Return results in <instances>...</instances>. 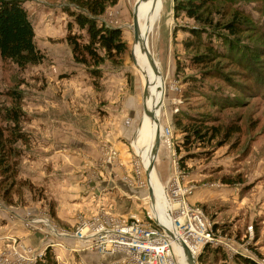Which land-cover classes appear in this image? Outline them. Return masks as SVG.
<instances>
[{
  "label": "rangeland",
  "instance_id": "obj_1",
  "mask_svg": "<svg viewBox=\"0 0 264 264\" xmlns=\"http://www.w3.org/2000/svg\"><path fill=\"white\" fill-rule=\"evenodd\" d=\"M136 1L117 0L93 17L82 0H21L44 59L21 68L0 58L4 138L15 128L4 119V109L15 104L20 109L18 136L9 145L11 172L0 171V214L7 211L11 219L4 207L31 205L55 218V205L61 203L78 209L76 220L79 214L92 215L90 207L99 197L113 217L147 220L146 171L132 146L148 118L143 100L148 82L136 52L143 43H133ZM177 1L183 0L145 1L137 10L160 76L159 100L149 107L147 96L146 107L156 114L160 131L165 126L171 131L168 144L161 141L157 152L149 151V169L165 192L178 178L189 204L200 207L217 229L218 244L205 247L196 264H238L237 256L264 264V0L209 1L202 18L212 20L211 27L176 13ZM73 13L119 28L125 51L112 59L104 56L96 66L76 62L66 40ZM230 21L244 23L236 38L222 28ZM192 28L204 31L201 40L217 51L200 64L192 58L208 54L194 46ZM71 30L85 42L84 31L75 24ZM188 42L193 46L186 47ZM177 121L188 127L205 121L209 128L203 133L215 136L184 147ZM92 190L98 194L94 199ZM154 198L153 214L162 225L158 209L163 203ZM110 199L113 205L107 204ZM11 239L0 253L11 247ZM59 247L69 251L62 241Z\"/></svg>",
  "mask_w": 264,
  "mask_h": 264
},
{
  "label": "built area",
  "instance_id": "obj_2",
  "mask_svg": "<svg viewBox=\"0 0 264 264\" xmlns=\"http://www.w3.org/2000/svg\"><path fill=\"white\" fill-rule=\"evenodd\" d=\"M170 135V128L163 127L161 141L168 144ZM166 195L171 207L165 214L172 218L171 228L159 224L150 211L147 220L134 215L118 218L101 206L90 216L79 214L71 230L61 229L49 216L41 213L22 216L16 211L12 216L19 218L25 227L44 232L51 240L69 238L98 255H118V264H180L173 243L181 247L183 255L184 244L197 262L206 246L218 244L216 231L203 210L189 204L188 190L182 187L178 178L172 180ZM10 243L11 247L0 253V264H36L44 259L47 248L51 246L49 243L46 249L37 251L16 237Z\"/></svg>",
  "mask_w": 264,
  "mask_h": 264
},
{
  "label": "trees",
  "instance_id": "obj_3",
  "mask_svg": "<svg viewBox=\"0 0 264 264\" xmlns=\"http://www.w3.org/2000/svg\"><path fill=\"white\" fill-rule=\"evenodd\" d=\"M81 5L87 12L94 16L102 13L106 5H114L117 0H82ZM209 1L214 0H183L177 1L174 5L176 13L182 12L188 18H191L198 23L210 26L213 24L212 20L207 17L202 18V12ZM73 21L68 22V34L66 36L67 42L72 49L73 58L76 62L86 65H98L103 61L104 56L114 58L126 49L125 43L122 41L121 30L119 28H110L106 26H98L94 18L88 17L85 14L73 13ZM236 20V19H235ZM73 24L77 26L79 31L85 32V42H82V34L71 33ZM222 28L226 29L230 36L236 38L243 30L244 23L238 21L223 22ZM199 29L192 28L191 33L195 36L198 43L194 46H201L207 50L205 57L194 56L193 63L200 64L205 62L211 55H215L217 51L212 53V45L201 40ZM35 33L32 23L29 19L26 8L23 6L21 0H0V58L3 60H10L17 66L23 68L27 65H36L44 59L43 53L35 44ZM229 43H231L229 41ZM186 47H191L193 44L187 43ZM103 51V52H102ZM102 53H104L102 55ZM254 53V52H253ZM255 54V53H254ZM217 57L218 53H217ZM258 56L256 55V58ZM4 119L13 121L15 128L9 131L8 138H4V132L8 131L7 127L3 128L0 125V171L4 173L11 172V146L10 143L16 140L17 134L15 132L16 125L19 122L20 109L13 105L10 108H5ZM205 121L200 122V125L183 126L180 121H177L179 129L184 132V137L181 145L187 147L194 140H199L202 143L209 142L214 138V134L207 135L203 133L209 127H204ZM209 122V121H206ZM213 127H210L212 129ZM178 149V146L177 148ZM226 183L231 181L225 180ZM217 230V229H215ZM47 248L43 262L45 264H54L50 258V250ZM207 250V246L205 248ZM204 253L199 254V260H202ZM238 264H256L252 259L237 256Z\"/></svg>",
  "mask_w": 264,
  "mask_h": 264
},
{
  "label": "crops",
  "instance_id": "obj_4",
  "mask_svg": "<svg viewBox=\"0 0 264 264\" xmlns=\"http://www.w3.org/2000/svg\"><path fill=\"white\" fill-rule=\"evenodd\" d=\"M142 129L140 128V133ZM152 135V133H151ZM150 135V136H151ZM150 139V138H149ZM148 139V140H149ZM133 146V142H132ZM142 144V148H143ZM109 188H112L111 185L108 186ZM98 191V189H97ZM128 193L132 194L130 191V188L125 189ZM92 199H94L98 194L95 192V190L91 191ZM156 197V196H154ZM159 201L160 198L156 197ZM98 204L95 203L91 205L90 207V213L94 212L96 208L98 209L100 206L103 209H107L106 202H99L100 198L97 197ZM110 199L107 201V204L113 205V202ZM108 205V207H109ZM6 210L10 211V216L7 211L1 212L0 214V250L4 248V246L7 243V240L10 238H19L25 241L28 245H31L35 250L37 251H43L46 249V246L50 243L52 248L56 264H66V260L68 261V264H78L81 260L84 262V264H118L116 261L119 259L118 255H110V256H102L98 255L97 253L88 251L83 249L84 245L78 241H74L69 238H55L54 240H51V238L46 237L44 232H40L37 230H32L25 225H23L22 221L19 220L16 216H12V212H18L20 215H34L37 213H41L39 210H37L35 207L29 205V206H16V207H4ZM78 209L68 205H62L61 203H57L55 205V218L49 216L51 219H55L59 222L58 227L64 230H71L73 229L74 223H75V215L77 213ZM42 214V213H41ZM79 214V213H78ZM64 242L67 248H69V251H66L62 248H60L59 244ZM56 243V244H55ZM36 264H45L43 260H39Z\"/></svg>",
  "mask_w": 264,
  "mask_h": 264
},
{
  "label": "bare ground",
  "instance_id": "obj_5",
  "mask_svg": "<svg viewBox=\"0 0 264 264\" xmlns=\"http://www.w3.org/2000/svg\"><path fill=\"white\" fill-rule=\"evenodd\" d=\"M141 1H142V4H141ZM145 1L154 2L156 0H137L136 1L137 4L135 3V10L136 11L134 10V14L136 12V15H137V10L142 7V5H143V3H145ZM137 5H139V6H137ZM137 20H138V17H137ZM139 29H140L141 40L143 43V49H140V47L137 46L136 52H138V57H139V60L141 62V67H142L141 69L144 73V76L147 79V82H148V87H149L148 102H149V107H152L153 104H155L159 100L160 76H159V74L154 73V71H153V69L149 63V59H147V54L145 52V50L148 49L147 43L145 42V40L143 38V34H142V30H141L140 26H139ZM138 42H136V43H138ZM148 51H149V49H148ZM155 64H156V62H155ZM140 128L142 129V131L139 134L140 135L139 138L133 141V148L138 153V155L141 157V160H142L144 169L146 171V174L148 173V175H149L147 180L153 189L154 196H156V197L158 196L160 198V200H162L163 210L161 208L158 209L159 214L161 216L160 219H162V221H164V224H162V225L165 226L166 228H171L172 218L169 219V217L166 216V214H165L166 213L165 211L171 207V203H170V201L166 195L164 187H162L159 184L158 179L151 173V171L149 169L150 168V166H149L150 165L149 164V151L152 150L155 131L157 130V128H159V130H160V127H159V125H157L156 122H152L151 119H149V117H148L146 121L141 123ZM151 133H152V135H151ZM146 138H148V139L150 138V139L146 140L148 142L146 144H144L145 147L142 148V144L144 143V140ZM149 208H150L149 211L152 214H153V212H155V215H157L155 198L153 200H151L149 198ZM153 216H154V214H153ZM173 247L174 248L177 247L175 249L177 250V253H179L181 256L180 257L181 258V264H190L188 262V260L186 259V256L183 255L181 247L177 243H173Z\"/></svg>",
  "mask_w": 264,
  "mask_h": 264
},
{
  "label": "water",
  "instance_id": "obj_6",
  "mask_svg": "<svg viewBox=\"0 0 264 264\" xmlns=\"http://www.w3.org/2000/svg\"><path fill=\"white\" fill-rule=\"evenodd\" d=\"M137 4V3H136ZM139 6V5H137ZM136 11V10H135ZM132 28H133V43H136L138 41L141 40V35H140V29H139V23H138V20H137V15H136V12L134 14L133 12V17H132ZM146 54H147V59H149V63L154 71V73L158 74V70H157V67H156V64H155V60L153 59V56L149 53L148 49L145 50ZM132 57H133V60H134V63L138 66L139 63L135 60L134 56H133V53H132ZM139 67V66H138ZM149 95V87H148V84H145L144 85V89H143V100H144V112L147 114V116L152 120H156L155 122L157 123V125H159L160 127V124L156 118V114L153 113L151 110L149 111L146 107V103H145V100H146V97ZM156 118V119H155ZM161 131L159 130V128H157V130L155 131V134H154V141H153V145H152V150L153 152H157V150L159 149L160 145H161ZM153 166V164L151 163V167ZM148 173L146 174V178H148ZM147 182V186H148V197L153 200L154 199V194H153V189L152 187L150 186L148 180L146 181ZM166 232L168 234H170L171 236L172 233L165 229ZM183 245V249H184V254L186 256V259L188 260V262L190 264H196L195 262V258H193V256L190 254V252L188 251L187 247Z\"/></svg>",
  "mask_w": 264,
  "mask_h": 264
}]
</instances>
